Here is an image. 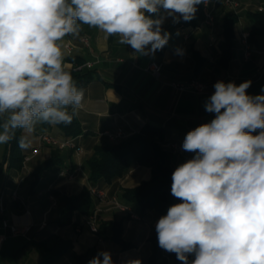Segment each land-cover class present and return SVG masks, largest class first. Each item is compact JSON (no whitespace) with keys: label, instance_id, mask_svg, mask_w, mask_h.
Segmentation results:
<instances>
[{"label":"clouds","instance_id":"obj_1","mask_svg":"<svg viewBox=\"0 0 264 264\" xmlns=\"http://www.w3.org/2000/svg\"><path fill=\"white\" fill-rule=\"evenodd\" d=\"M207 3L0 0V145L20 130L18 146L26 149L37 125H69L78 115L85 92L64 67L58 42L67 35L87 25L154 56L170 39L165 20L189 22ZM251 83L217 81L204 103L214 118L185 135L182 148L194 155L172 173L180 203L155 225L159 247L182 264H264V94L249 95ZM88 264L113 260L101 251Z\"/></svg>","mask_w":264,"mask_h":264},{"label":"crops","instance_id":"obj_2","mask_svg":"<svg viewBox=\"0 0 264 264\" xmlns=\"http://www.w3.org/2000/svg\"><path fill=\"white\" fill-rule=\"evenodd\" d=\"M238 1L239 6L233 9L211 0L209 10L214 17L211 25L203 23L202 17L195 24H173L171 18H167L163 29L170 33V39L154 56H141L130 46L119 44L116 36H107L87 25H82L78 35L69 34L58 42L65 69L76 62L92 63L93 77L83 87L85 98L76 116L81 127L77 137L82 151L76 154L71 148L59 149L60 162L46 166L35 180L34 170L50 158L52 149L57 148L41 141L40 133L48 131L58 138H63L64 133L56 125H37L35 131L27 135L29 139L38 135L39 144L20 148L23 155H30L28 160H22L20 168L4 160L9 144L0 145V195L4 209L0 220L3 217L16 226H31L26 235L6 234L0 242V264H41L42 255L34 242L49 234H57L72 243V249L52 264H88L76 262L72 254L84 253L92 247L96 253L108 251L113 264L131 261L148 264L152 252L151 237L162 215L155 210L139 215L122 197V190L149 180L150 168L132 164L122 176L109 183L102 179L91 182L87 160L96 145L114 144L150 124L162 128L163 147L172 151L175 169L194 155L182 148L187 132L214 118V113L205 111L204 103L215 91L213 85L217 81L239 85L251 80L247 93L264 94V54L259 50L264 45V33L257 34L252 42L248 41V55L241 42L243 33L249 34L258 26L254 14L260 12V7L264 9V0ZM228 15H234L236 22L230 58L224 61L223 28ZM82 37L88 39V45L82 43ZM178 47L184 50L183 56L175 54ZM151 60L160 64L158 77L143 70ZM192 77L206 85L205 92L179 91L172 86L173 82H185ZM117 130L121 131V137L111 139L107 136ZM22 135L25 133L21 131ZM33 149L38 151L31 154ZM91 184L105 188L106 199L97 201L91 197L90 213L74 211L69 224L57 225L55 221L65 207V197L78 194ZM13 191L17 199H12ZM112 198L129 207L137 217L115 207ZM95 209L96 229L92 230L89 217ZM105 221L109 223L100 234L98 227ZM113 221H122L121 237L130 247L122 248L110 238Z\"/></svg>","mask_w":264,"mask_h":264},{"label":"trees","instance_id":"obj_3","mask_svg":"<svg viewBox=\"0 0 264 264\" xmlns=\"http://www.w3.org/2000/svg\"><path fill=\"white\" fill-rule=\"evenodd\" d=\"M202 4L198 6L195 18L189 22L181 21L184 24H195L202 17ZM258 26L252 28L249 32L248 41L259 33H264V12L260 11L254 14ZM236 22L234 15H228L224 20L223 39H224V61L230 58V46L233 38V27ZM199 65V60H197ZM83 63V62H76ZM71 73L78 86L83 88L93 77V71L89 69L74 70L73 67L66 69ZM49 124H43L48 126ZM65 136H76L81 133L80 124L75 117L69 125H56ZM21 131L17 130L15 138L9 142L7 154L4 160H8L13 167L20 168L22 165L23 154L18 146ZM164 133L162 128L150 124L144 125L139 132L134 133L114 144H99L94 147L92 156L87 160L89 170V181L95 182L103 180L106 183L114 178L122 176L132 164L146 166L150 168V179L141 182L132 188H124L122 197L133 206L139 215L148 210H155L162 216L167 214L168 208L180 203L172 196L171 184L172 173L175 170L172 164L173 153L163 147ZM60 162L59 149H52L49 159L43 161L35 170V180L40 176L42 170L49 165ZM91 195L87 188H83L78 194L65 197V207L55 223L57 225H66L71 222L74 211L82 213L91 212ZM108 221L102 222L98 227V232L102 230ZM110 238L121 245L122 248H128L131 245L125 242L122 237V221H113L111 225ZM152 252L148 259V264H182L175 253H169L168 258L161 253L156 234L151 237ZM35 247L42 255L41 264H52L63 254L72 249L71 240L62 238L57 234H49L45 238L35 241ZM97 255L94 247L89 248L81 254L73 253V259L78 263L88 262ZM171 259V261H170Z\"/></svg>","mask_w":264,"mask_h":264},{"label":"built area","instance_id":"obj_4","mask_svg":"<svg viewBox=\"0 0 264 264\" xmlns=\"http://www.w3.org/2000/svg\"><path fill=\"white\" fill-rule=\"evenodd\" d=\"M213 2H221L222 4L229 6L233 9L239 6L238 0H212ZM211 0H208L207 5L204 4V6H208V13H202V22L208 25L213 24L214 17L211 11L209 10V3ZM259 11H264L262 7L259 8ZM248 33H243L242 39L244 40V52L245 55H248L249 53V42H248ZM82 43L85 45H88V39L86 37L81 38ZM260 52L264 54V45L260 47ZM92 66V63L90 62H83V63H74L72 65L74 70H83V69H89ZM143 70L149 74H151L154 77L159 76L160 71V64L154 60H151L144 68ZM172 86L179 90V91H191L194 93H203L206 91V85L200 81H198L196 78L192 77L189 80L185 82H173ZM107 136L111 139H115L116 137H121L122 133L120 130H117L115 133H107ZM47 137H48V131H47ZM54 143H59V146H61V149L63 148L64 143H72L73 151L76 154H80L82 151L81 146L78 143V137L76 136H64L63 138H58L55 136V139H50ZM172 148H176L174 144H171ZM38 149L35 151L37 152ZM30 156H23V162L28 160ZM88 191L91 197H93L97 201H103L106 199V191L105 188L91 184L88 186ZM12 199H17V194L15 191L12 192ZM113 205L117 208L125 209L128 211L129 215L131 217H137V215L130 210L129 207L126 205L120 204L115 198H112ZM95 209L93 213L89 217V226L90 229L95 230L94 220H95ZM4 211L2 204H1V195H0V213L2 214ZM31 226L25 225V226H16L13 224H10L5 218H1L0 220V242L5 238L7 233L13 234V235H26L30 231ZM156 237L157 233L155 232ZM161 253L164 257L168 258L169 252L161 249Z\"/></svg>","mask_w":264,"mask_h":264},{"label":"bare ground","instance_id":"obj_5","mask_svg":"<svg viewBox=\"0 0 264 264\" xmlns=\"http://www.w3.org/2000/svg\"><path fill=\"white\" fill-rule=\"evenodd\" d=\"M202 10H203V13H208V6H204V4H202ZM242 44L244 45V40L242 39ZM50 139H55V136H53L51 133L48 132V137H47V131H42L40 133V140L49 144V145H52V146H55L57 147L58 149H61V146H59V143H54L52 140ZM71 148L73 149V146H72V143H64L63 144V148ZM36 149H33L31 154H34L36 153L35 152ZM24 156H30V155H24Z\"/></svg>","mask_w":264,"mask_h":264},{"label":"rangeland","instance_id":"obj_6","mask_svg":"<svg viewBox=\"0 0 264 264\" xmlns=\"http://www.w3.org/2000/svg\"><path fill=\"white\" fill-rule=\"evenodd\" d=\"M30 144H32L33 147L38 146V144H39V138H38V135H36V136L33 137L32 139H30ZM192 259H194V255H190V256H189V260L191 261Z\"/></svg>","mask_w":264,"mask_h":264}]
</instances>
